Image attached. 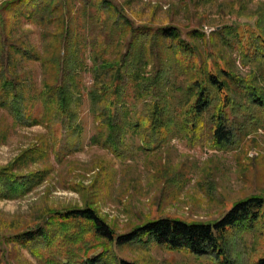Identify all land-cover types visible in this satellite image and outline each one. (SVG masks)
<instances>
[{
  "label": "rangeland",
  "instance_id": "rangeland-1",
  "mask_svg": "<svg viewBox=\"0 0 264 264\" xmlns=\"http://www.w3.org/2000/svg\"><path fill=\"white\" fill-rule=\"evenodd\" d=\"M6 1L9 0H0V4ZM58 2L71 10L69 26L75 29L78 25V36L72 37L76 59L68 64L72 76L67 79V84L73 86L77 95V118L71 128L55 126L53 130L54 136H60L61 140L62 152L59 155L50 153L44 162L36 160L22 166L20 172L23 174L48 167L45 181L19 198L0 199V234H11L35 225L48 209L83 208L88 203L117 235H122L136 225L165 216L214 221L236 201L251 195L264 197V105L250 102L239 87L229 89L231 99L239 105L234 116L227 109L236 140L231 148L212 150L203 139L190 140L177 133L176 128L154 151L142 150L137 132L131 129L125 132L123 144L119 145L116 154L94 142L98 123L89 92L93 90L97 74L92 69L90 39L103 34L94 25L95 9L87 8L86 4H98L99 0ZM105 3L122 10L137 28L178 27L181 38L199 45L203 56L212 44L206 47L201 39L189 36L191 30L203 32L206 38L225 27L238 28L243 35L250 30L256 33L263 31L264 35V0H106ZM111 21L108 18L107 23L110 25ZM10 25L11 43L15 48L42 51L44 28L39 23L18 16L10 21ZM53 28L50 27L49 32ZM229 32L225 43L221 39L214 41V51H219L227 61L228 69L238 77L255 74L253 85L264 91V58L243 59L236 45L235 33ZM150 36H140L146 40L144 47H148ZM122 38L117 43V51L123 54L127 52L126 43L133 40L129 36ZM161 49L154 47L152 51L167 63V67H172L170 73L174 85L168 88L166 96L171 101V96H180L178 86L182 76L172 63L167 62L170 58L168 52ZM258 50L264 54V42L259 43ZM115 51L116 47L109 59L116 56ZM15 55L17 63L13 69L25 83V97L37 96L42 85L40 62L21 53ZM101 82L100 79L97 81V90ZM128 89L126 93H130V99L127 100L135 110L144 109L146 101H151ZM31 102L29 100L28 105H32ZM34 111L41 114L39 102L35 103ZM211 113L212 110L207 117ZM128 114L132 119L133 113L129 111ZM204 134L207 135V130ZM42 142L48 147L52 144L51 132L46 127L19 125L7 110L0 108V168L14 162L25 149ZM257 237L247 232L233 234L232 257L238 258L242 264H249L261 256L264 238ZM0 250V264H43L24 248L9 242L1 243ZM113 254L117 259L139 264H215L209 258H192L186 253L167 251L153 242L114 246Z\"/></svg>",
  "mask_w": 264,
  "mask_h": 264
},
{
  "label": "trees",
  "instance_id": "trees-1",
  "mask_svg": "<svg viewBox=\"0 0 264 264\" xmlns=\"http://www.w3.org/2000/svg\"><path fill=\"white\" fill-rule=\"evenodd\" d=\"M105 2L86 4L87 8L95 9L94 25L103 34L90 37L92 69L97 74L93 90L89 92L98 123L93 141L116 154L125 132L131 129L137 132L142 150L154 151L176 128L177 133L190 140L203 139L212 150L233 147L235 133L227 109L234 116L239 105L231 99L229 89L242 88L250 102L258 106L264 105V91L253 85L255 74L241 78L230 71L227 61L219 51H214V41L221 39L225 43L231 30L236 35V45L243 59L264 58L258 50L259 43L264 42L263 31L250 30L243 35L238 28L225 27L206 38L203 32L191 30L189 36L201 39L206 47L212 44L203 56L199 45L181 38L178 27L137 28L122 10ZM58 3V0H9L0 4V108L7 110L19 125L46 127L51 132L52 142L49 147L42 142L25 149L14 162L0 168V199L19 198L45 181L48 167L23 174L20 172L22 166L36 160L44 162L50 153L59 155L61 140L60 136H54L53 130L55 126L71 128L77 118V95L67 79L72 76L68 64L76 59L72 37L78 36V25L75 29L69 26L71 10L66 4ZM18 16L36 21L44 28L42 51L16 49L11 43L10 21ZM108 18L112 20L110 25ZM50 27L54 28L49 32ZM256 27L259 28V23ZM147 34L151 36L148 47H144L145 39L140 36ZM122 36L133 40L126 43L127 52L123 54L117 51ZM115 47L116 56L109 59ZM154 47L168 52L167 62L182 76L178 86L180 96H171V101L166 96L168 88L174 85L172 67H167V63L154 54ZM16 53L41 64L42 85L35 97H25V83L13 69L17 63ZM148 67L150 70H146ZM99 79L102 82L97 90ZM127 88L151 101H146L144 109L135 110L127 100L130 99ZM29 100L32 105H28ZM36 102L42 107L39 115L34 111ZM129 111L133 113L132 119L128 118ZM240 232L264 238V197L251 195L236 201L214 221L165 216L136 225L122 235H117L90 203L83 208L48 209L35 225L11 234H0V245L9 242L20 246L43 264H139L117 259L113 247L148 242L192 258H209L215 264H242L232 257L231 247V236ZM249 264H264V253Z\"/></svg>",
  "mask_w": 264,
  "mask_h": 264
}]
</instances>
